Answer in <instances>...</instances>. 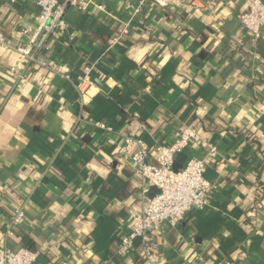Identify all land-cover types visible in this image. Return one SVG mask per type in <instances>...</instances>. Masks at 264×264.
Instances as JSON below:
<instances>
[{"label": "crops", "instance_id": "1", "mask_svg": "<svg viewBox=\"0 0 264 264\" xmlns=\"http://www.w3.org/2000/svg\"><path fill=\"white\" fill-rule=\"evenodd\" d=\"M173 1L162 8L155 0H131L137 13L121 1L67 5L64 30L43 51L31 47L49 69L0 50L1 247L38 252L37 264H148L139 242L133 254H117L142 209L143 182L125 138L146 142L155 163L156 148L171 145L189 126L218 151L206 171L212 202L177 227H165L162 264H264L258 192L264 188V104H255L262 83L248 68L239 78L222 77L243 62L235 48L250 35L240 22L249 6ZM183 5L181 20L176 10ZM39 15L35 0H7L0 14L4 34L25 45L18 32L34 29ZM222 44L236 61L215 53ZM249 47L263 50L253 41ZM243 56L259 66L256 53ZM99 59L81 93L82 61L91 66ZM13 68H21L22 80ZM147 68L164 74L156 95L143 74ZM138 80L141 87L133 88ZM183 153L188 160L206 156L200 144ZM17 210L25 218L9 229Z\"/></svg>", "mask_w": 264, "mask_h": 264}, {"label": "built area", "instance_id": "2", "mask_svg": "<svg viewBox=\"0 0 264 264\" xmlns=\"http://www.w3.org/2000/svg\"><path fill=\"white\" fill-rule=\"evenodd\" d=\"M7 0H0L1 10ZM16 1V0H15ZM12 0V3L15 2ZM98 0H35L40 15L38 24L34 29L23 28L18 32L19 38L27 39L25 45L12 41L3 32L0 20V50L15 51L26 63H37L49 69V64L41 56L36 55V50L43 51L51 37L57 35L65 28L64 15L66 6L83 8ZM108 2L121 1L125 9L134 13L139 12V7H134L131 0H107ZM225 3L228 0H214ZM249 6V11L240 17L242 28L250 34L254 41L264 38V2L262 0H243ZM162 8L174 3L173 0H155ZM99 10L103 6L97 5ZM32 46L36 50L31 49ZM101 59L85 69L84 81L79 89L90 81L91 74L99 68ZM21 68H13L11 74L19 80L23 78ZM95 128L112 132L104 123H96ZM200 144L206 151L203 159L191 158L186 161L184 168L175 173L173 166L175 155L183 153L194 145ZM125 150L132 163L135 175L143 182L140 193L142 209L132 216L133 225L129 234L123 236L118 245L117 254L125 258L134 253L139 242L143 251V259L148 264H162L159 254V242L167 225L175 228L185 220L187 215L194 211L207 209L212 202L214 186L206 178L207 168L218 158L217 149L202 142L189 126H184L179 138L169 146H158L156 162L150 160V147L143 140L126 137ZM151 188H156L158 194L149 198ZM25 218L24 210H17L11 225L18 226ZM38 252L29 249L11 250L0 246V264H37Z\"/></svg>", "mask_w": 264, "mask_h": 264}, {"label": "trees", "instance_id": "3", "mask_svg": "<svg viewBox=\"0 0 264 264\" xmlns=\"http://www.w3.org/2000/svg\"><path fill=\"white\" fill-rule=\"evenodd\" d=\"M189 1L190 0H185V2H189ZM209 1H211V0H209ZM186 11L187 10L185 9L184 5L178 7L176 12L179 13V15H180L179 19L182 20L184 18L183 16H184V13ZM252 41H254V39H253V37L251 35H247V37H244L241 40L239 45H237V47L235 48L237 50L236 51L237 54L241 57L240 60L243 61V62H241L240 66H239L240 69L234 71L233 74L223 73L222 77L226 78L227 76L228 77H230V76L232 77V75H236V78L237 77L239 78L241 76V74H244V72L241 69H243V68L253 69V72H254L253 74H254V77L257 78L258 86H260V84L262 83V85H261L262 87H259L257 89V91L259 93L256 91V95L257 96L255 97V100H256L255 104H257L258 106H262V104H264V102H262L264 100V92H263L264 91V87H263V85H264V38H261V39L256 41V44H258L259 47H262L263 50H261L260 48H258L257 50L256 49L255 50L250 49L249 46H250V43ZM261 43H263V44H261ZM230 50H231L230 46H228L227 44H222L220 46V48H217L215 53L219 52L218 55L223 56L226 59H229V60H232V61H236L234 59V56L231 54ZM253 53H256V56H258V60L260 62L259 66L256 67V68H253V61L250 58L245 59L244 58L245 56H243V55H248V56L252 57ZM88 63H89L88 61H82V63H81L82 66H81L80 69L82 71L84 69V71H85V69L87 67H89ZM238 63H239V58H238ZM106 65H108V64L106 63ZM255 69H256L257 72L255 71ZM143 74L146 75V76H149L152 79L151 82H150L151 94L152 95H156L160 91H162V89H163L162 79L164 77L163 73H161V72H159L158 70H155V69L147 68V69H145L143 71ZM249 78H250V76H249ZM139 82H140L139 80L138 81H133L130 84H131V86L133 88H140L141 84ZM196 110H197V105L194 102L193 106H192V109H191V114H193L192 119H194V117H196V115H195ZM239 135H240V133H239ZM249 139H250V137H249ZM258 192L260 193V195H261L260 198L262 199L264 197V188H263L262 191L259 190ZM24 213H25V211H24ZM12 227H16V226H12Z\"/></svg>", "mask_w": 264, "mask_h": 264}, {"label": "water", "instance_id": "4", "mask_svg": "<svg viewBox=\"0 0 264 264\" xmlns=\"http://www.w3.org/2000/svg\"><path fill=\"white\" fill-rule=\"evenodd\" d=\"M264 2V0H262ZM188 160V156L185 153H178L175 155V162L173 166V171L178 173L184 168L186 161ZM158 190L156 188H151L148 197L153 198L156 194H158Z\"/></svg>", "mask_w": 264, "mask_h": 264}]
</instances>
